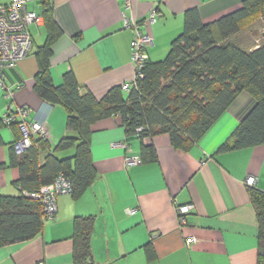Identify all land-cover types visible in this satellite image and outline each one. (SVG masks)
<instances>
[{
	"label": "crops",
	"instance_id": "0c3cea01",
	"mask_svg": "<svg viewBox=\"0 0 264 264\" xmlns=\"http://www.w3.org/2000/svg\"><path fill=\"white\" fill-rule=\"evenodd\" d=\"M50 1L61 32L51 46L53 85H63L70 73L82 95L90 93L102 101L111 89L135 78V33L126 20L143 23L157 11V21L143 26L142 32L153 40L149 59L158 62L182 34L188 11L198 10L202 22L211 24L241 9L245 0ZM11 3L0 0L1 5ZM43 3L28 0L27 9L43 19L30 27L33 54L6 77L13 98L0 91V120L11 106L13 111L29 109L28 123H45L49 148L41 152V164L61 139L75 135L67 127L65 108L44 101L34 89L39 72L36 52L48 36ZM253 105L249 94H240L187 150L175 147L168 134L128 137L120 116L96 122L91 127L93 183L76 198L59 195L55 218L45 220L33 240L1 247L0 264H75L76 222L82 220L92 222L86 264H258L259 226L252 191L264 193V145L220 151ZM18 131V126L1 130L0 163L8 162ZM147 147L155 151L154 157L127 165L128 157L143 156ZM74 154L68 150L55 156L66 160ZM250 177L255 178L253 186L247 184ZM19 178L18 168L0 170V194L19 195ZM187 204L195 209L182 225L177 206ZM190 237L195 241L187 244Z\"/></svg>",
	"mask_w": 264,
	"mask_h": 264
},
{
	"label": "trees",
	"instance_id": "16d2710c",
	"mask_svg": "<svg viewBox=\"0 0 264 264\" xmlns=\"http://www.w3.org/2000/svg\"><path fill=\"white\" fill-rule=\"evenodd\" d=\"M50 3V0L43 3L48 36L45 45L36 52L39 72L34 89L44 101L65 108L67 127L75 135L61 139L43 164L40 154L49 144L41 137H33L31 147L20 155L14 149L17 141L9 148L8 162L0 163V170L18 168L20 178L16 185L20 193L0 194V248L33 240L42 232L45 205L27 194L64 178L76 198L93 183L96 172L91 156V127L96 122L120 116L128 137L144 139L168 134L175 147L187 150L207 134L240 94L247 93L254 105L220 151L264 145V44L244 47L237 41L252 22L264 19V0H245L241 9L211 24L202 22L198 10L188 11L184 30L172 42L165 59L147 60L143 77L137 79L129 92L115 87L102 101L90 93L82 95L70 73L64 77L63 85H53L51 46L61 32ZM18 119L10 125L4 122V117L0 120V147L4 144L1 130L17 127ZM68 150H75L72 159L60 160L55 156ZM142 155V160H146L148 156L154 157L155 151L147 147ZM252 203L259 226L258 264H264V193L253 190ZM76 223L79 228L75 235V264H86L92 222Z\"/></svg>",
	"mask_w": 264,
	"mask_h": 264
},
{
	"label": "built area",
	"instance_id": "2783aa9c",
	"mask_svg": "<svg viewBox=\"0 0 264 264\" xmlns=\"http://www.w3.org/2000/svg\"><path fill=\"white\" fill-rule=\"evenodd\" d=\"M37 1V0H32ZM45 1V0H39ZM130 0H127V4ZM28 0H12L9 5L0 4V91L5 92V98H13V91L7 88L5 80L10 71L17 68L18 64L33 54L34 43L30 27L40 25L42 17L36 12L27 9ZM157 21V11L152 10L150 16L143 22L126 20V26L133 29L135 40L132 48V61L135 66V78L132 82L122 86L124 92H129L136 85V81L143 77V69L147 60H149L148 49L153 46V40L147 34L142 32V27L153 24ZM29 109L19 108L13 111L9 106L4 116V122L8 125L19 118L18 123L21 139L14 144L17 154H22L32 145L33 137L48 138V132L45 123L26 121L29 115ZM141 129L138 130L140 132ZM125 146V145H124ZM142 163L141 157H128V166H137ZM247 184L253 186L255 178L250 177ZM72 187L64 178H59L50 187H44L40 191L27 194L28 197L41 200L45 205V220L55 218L57 214L56 200L59 195L71 194ZM195 209L193 204L178 205L177 213L182 225H187L188 215ZM195 241L194 237L187 240V244Z\"/></svg>",
	"mask_w": 264,
	"mask_h": 264
},
{
	"label": "rangeland",
	"instance_id": "374dc122",
	"mask_svg": "<svg viewBox=\"0 0 264 264\" xmlns=\"http://www.w3.org/2000/svg\"><path fill=\"white\" fill-rule=\"evenodd\" d=\"M237 41L244 47L264 44V19L252 22L251 26L238 37Z\"/></svg>",
	"mask_w": 264,
	"mask_h": 264
}]
</instances>
